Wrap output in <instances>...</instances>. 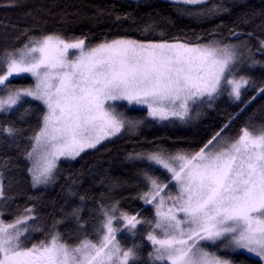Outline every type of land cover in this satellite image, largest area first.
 Masks as SVG:
<instances>
[{"label":"snow or ice","instance_id":"obj_1","mask_svg":"<svg viewBox=\"0 0 264 264\" xmlns=\"http://www.w3.org/2000/svg\"><path fill=\"white\" fill-rule=\"evenodd\" d=\"M133 2L69 13L52 0L2 26L0 264H264V0H168L176 19ZM84 21L107 31L76 34ZM225 95L235 110L201 130ZM152 123L198 139L133 146L127 178L100 160L61 167Z\"/></svg>","mask_w":264,"mask_h":264},{"label":"trees","instance_id":"obj_2","mask_svg":"<svg viewBox=\"0 0 264 264\" xmlns=\"http://www.w3.org/2000/svg\"><path fill=\"white\" fill-rule=\"evenodd\" d=\"M24 4V7L20 8H3L0 7V34H3V25L7 23H17L21 27H23L26 23H30V20H25L23 17V13L28 9L32 8L37 4H47L52 2V0H21ZM55 2L60 6L59 8L53 9L55 12L66 11V12H74L77 8H81V10L85 13H90L92 9L90 7H83L85 5H112L115 4L120 11H131L132 8L135 7L133 0H55ZM149 3L152 4L154 8L160 9L163 11L165 15H171L174 19H176L175 13L172 12L171 7L167 0H149ZM67 5V7H65ZM131 5V7H130ZM151 11L148 7L141 8V12H149ZM72 19V17H70ZM227 19V17H224ZM211 23H218V21H212ZM52 27L53 25L50 23L49 25ZM178 27H190L199 31L201 28H208L211 26L210 23H205L201 25H197L188 19H179L177 20ZM92 28V31L96 32L97 36L101 32L107 31L108 25L101 24L98 28L92 27L87 21L77 23L73 26L76 34H79L81 30L88 31L89 28ZM26 79L20 80L16 79L13 83H29L31 78L26 76ZM253 108L255 105L252 106ZM136 111H131L130 115H143L144 112L139 111L141 107H135ZM233 103L228 99L225 95L221 97L217 101L216 110H208V115L202 118V121L199 125L200 129L210 126L213 123H218L225 114L234 111ZM251 108L249 112H251ZM146 111V109H145ZM247 115V113H245ZM244 117H241L243 120ZM239 124V122H238ZM193 139H198L193 135V132L184 128H173L169 125H164L161 123H152L151 127L143 129L141 134L136 137H127L125 136L122 139L115 140L113 144L105 145L104 148H100L98 151H89L87 155H84L83 159H78L72 163H64L61 165L62 168L75 170L80 169L82 166L86 167L87 164L95 163L97 160L102 161V165L104 168H108L109 173L112 176L119 177H129L134 168L132 165L127 162L119 163L118 161H122L121 153L126 150H130L133 146H144L147 147L146 141H156L158 143L166 144L171 146L173 142L181 141L191 143ZM184 146H188L187 143ZM106 149H111L110 152H107ZM104 153V155H101ZM109 160L113 161L112 166L109 167ZM67 174V173H65ZM98 179V177H97ZM63 183V180L60 182ZM89 181H85L84 187H88ZM102 189L97 185L93 188V191H101ZM43 191V189H41ZM60 192V184H57L54 188L48 190L46 199H56L59 203L57 205V209L59 208V204H63V199L58 195ZM34 193V190H33ZM127 193H125L126 195ZM122 206L129 208H138L140 207L139 201H123ZM51 211V209H48ZM147 214V213H145ZM150 250V249H149ZM224 254V253H221ZM236 260H244L248 259L247 256H235L233 257Z\"/></svg>","mask_w":264,"mask_h":264},{"label":"rangeland","instance_id":"obj_3","mask_svg":"<svg viewBox=\"0 0 264 264\" xmlns=\"http://www.w3.org/2000/svg\"><path fill=\"white\" fill-rule=\"evenodd\" d=\"M168 1V0H167ZM26 76H28V74H24ZM30 77V76H29ZM135 107H141V108H145V106H135ZM146 109V108H145Z\"/></svg>","mask_w":264,"mask_h":264}]
</instances>
